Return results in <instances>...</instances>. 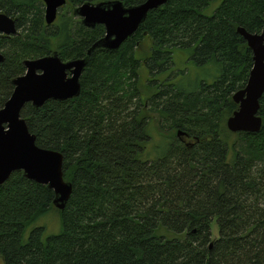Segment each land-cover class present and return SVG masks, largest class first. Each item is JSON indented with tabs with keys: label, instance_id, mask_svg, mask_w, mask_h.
Segmentation results:
<instances>
[{
	"label": "trees",
	"instance_id": "16d2710c",
	"mask_svg": "<svg viewBox=\"0 0 264 264\" xmlns=\"http://www.w3.org/2000/svg\"><path fill=\"white\" fill-rule=\"evenodd\" d=\"M87 1L104 0H66L63 11ZM42 6L0 0L22 20L18 33L0 35V108L25 59L53 50L62 60L81 57L104 34L67 13L46 25ZM238 26L261 32L264 0H166L118 50L91 53L78 96L23 105L36 144L63 154L72 192L59 210L46 185L11 173L0 185L1 264H264V92L258 132L225 125L252 66ZM179 49L216 74L177 79ZM154 127L165 130L148 148ZM53 211L57 233L30 227Z\"/></svg>",
	"mask_w": 264,
	"mask_h": 264
},
{
	"label": "water",
	"instance_id": "95a60500",
	"mask_svg": "<svg viewBox=\"0 0 264 264\" xmlns=\"http://www.w3.org/2000/svg\"><path fill=\"white\" fill-rule=\"evenodd\" d=\"M44 4V21L52 24L58 9L66 0H41ZM166 0H144L135 5H125L121 0L84 2L74 7L72 14L80 18L87 28L102 25L104 34L95 39L81 57L62 60L56 51L25 59L23 74L12 79L13 90L0 108V185L12 172L21 170L24 177L46 185L54 193L52 204L63 209L71 195L72 184L63 178V154L54 149L40 147L35 142L20 116L25 103L42 106L47 100L63 101L80 94V77L92 52L98 49L118 50L145 20L147 13L157 9ZM236 32L245 40L252 52V66L245 85L232 94L238 107L226 118V128L231 132H258L262 125L259 115L260 99L264 92V29L249 32L238 26ZM0 33H16L13 20L0 13ZM4 60L0 52V62ZM185 132L177 131V135Z\"/></svg>",
	"mask_w": 264,
	"mask_h": 264
},
{
	"label": "rangeland",
	"instance_id": "374dc122",
	"mask_svg": "<svg viewBox=\"0 0 264 264\" xmlns=\"http://www.w3.org/2000/svg\"><path fill=\"white\" fill-rule=\"evenodd\" d=\"M44 8L45 7L43 5L42 6L43 11L41 13L43 16V19H44ZM60 13H62V14L67 13V15H69V14L73 15L71 12L68 13V11L66 9L63 11V8L58 10L57 15H59ZM74 17H76V16H74ZM75 19L80 20L79 17H77ZM188 54L189 53L184 49L183 50L179 49V50L175 51L176 60H175V69L174 70L179 71V73L176 74L177 79H180L183 77V79L186 83H194L196 80H199V79H211L212 76L216 74V70H215L214 66L209 65V64H203V65L197 64L196 65L188 59ZM139 71L141 73L140 79L145 80V76L146 77L148 76L146 69L143 66H141ZM180 71H183V72L180 73ZM143 90H144V88H143ZM144 93H145V91L142 92L143 98L146 97V95H144ZM152 124L154 126H156L155 121H152ZM159 124L161 126H163V122H160ZM159 130L164 132L165 128L154 127L153 132L155 133V135L152 136L151 142L148 144V148L153 147L154 143L158 144L160 142L159 137H158L159 136V134H158ZM57 218H58V216L54 211L49 212V213H46L45 215L39 217L30 227H32V226H43L45 228L44 231L46 234L57 233L60 229V221ZM210 229H211V239H215L218 235V228H217L215 220H213L211 222ZM1 263H2V259L0 257V264Z\"/></svg>",
	"mask_w": 264,
	"mask_h": 264
},
{
	"label": "flooded vegetation",
	"instance_id": "af4514ba",
	"mask_svg": "<svg viewBox=\"0 0 264 264\" xmlns=\"http://www.w3.org/2000/svg\"><path fill=\"white\" fill-rule=\"evenodd\" d=\"M43 3V2H42ZM44 5V4H43ZM0 13H4L5 15H7L9 18H11L13 20L14 23V27L16 29V33L19 32L20 28H21V22L22 20L20 19V11L16 8H11V9H5V10H0ZM57 19V16H56ZM81 22V21H80ZM15 33V34H16ZM15 34H11V35H15ZM0 35H5L4 33H0ZM11 35H5V36H11ZM56 50L51 51L50 53L54 52ZM57 52V51H56ZM49 53V54H50ZM58 54V52H57ZM47 55V54H46ZM44 56V55H43ZM59 56V55H58Z\"/></svg>",
	"mask_w": 264,
	"mask_h": 264
},
{
	"label": "bare ground",
	"instance_id": "6f19581e",
	"mask_svg": "<svg viewBox=\"0 0 264 264\" xmlns=\"http://www.w3.org/2000/svg\"><path fill=\"white\" fill-rule=\"evenodd\" d=\"M131 38V37H130ZM129 39V38H128Z\"/></svg>",
	"mask_w": 264,
	"mask_h": 264
}]
</instances>
